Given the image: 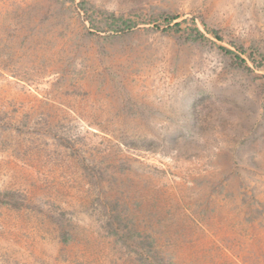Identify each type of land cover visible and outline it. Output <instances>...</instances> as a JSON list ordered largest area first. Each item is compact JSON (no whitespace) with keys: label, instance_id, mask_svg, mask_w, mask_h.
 <instances>
[{"label":"rangeland","instance_id":"obj_1","mask_svg":"<svg viewBox=\"0 0 264 264\" xmlns=\"http://www.w3.org/2000/svg\"><path fill=\"white\" fill-rule=\"evenodd\" d=\"M4 191L0 264H264V0H0Z\"/></svg>","mask_w":264,"mask_h":264},{"label":"trees","instance_id":"obj_2","mask_svg":"<svg viewBox=\"0 0 264 264\" xmlns=\"http://www.w3.org/2000/svg\"><path fill=\"white\" fill-rule=\"evenodd\" d=\"M111 19L113 21H117V18H115V16L113 14L110 15ZM176 17H171L167 20L168 23H171L173 20H175ZM181 25V22H175L174 24L170 25V28H174V27H180ZM192 32L195 33V35H193V39L194 40H203V39H206V36L204 33L201 32L200 28L195 25ZM213 33H215V35L217 36V32L214 31ZM222 49H224V51L228 54H232L234 55L237 59H240L242 62H245L246 60H243V58H241L240 54H237L236 52H234L233 50L231 49H228V48H225V47H221ZM1 195L3 196H9V195H12V192L10 191H4V192H0ZM5 201V200H2V202ZM149 252V250L147 251ZM148 264H156L157 262H147ZM169 264H174L173 262H170Z\"/></svg>","mask_w":264,"mask_h":264}]
</instances>
